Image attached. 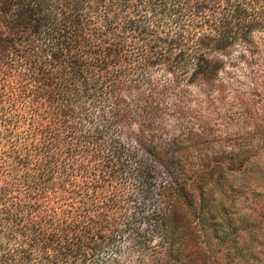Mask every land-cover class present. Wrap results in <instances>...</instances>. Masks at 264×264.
Here are the masks:
<instances>
[{
    "label": "trees",
    "instance_id": "trees-1",
    "mask_svg": "<svg viewBox=\"0 0 264 264\" xmlns=\"http://www.w3.org/2000/svg\"><path fill=\"white\" fill-rule=\"evenodd\" d=\"M238 75L264 82V0H0V264L180 262L207 225L184 202L193 178L171 156L152 201L150 143L135 175L154 211L120 230L136 201L109 182L137 151L113 134L147 141L180 81L210 96Z\"/></svg>",
    "mask_w": 264,
    "mask_h": 264
},
{
    "label": "rangeland",
    "instance_id": "rangeland-1",
    "mask_svg": "<svg viewBox=\"0 0 264 264\" xmlns=\"http://www.w3.org/2000/svg\"><path fill=\"white\" fill-rule=\"evenodd\" d=\"M155 78L164 79L159 73ZM263 83L262 79L238 75L219 95L206 96L201 85L180 81L181 88L187 91L177 101L174 95L165 99L167 111L154 120L149 140L141 141V129L136 124L128 127L126 134L114 132L113 136H120L127 149L137 151L136 158L127 162V173L109 182L111 189H117L124 199L132 196L136 201L126 202L120 230L139 228L141 218L154 211L153 205H143L144 195L135 175L137 159H153L150 143L164 150L160 173L153 183L152 201L160 186L173 182L169 169L163 165L171 156L180 160L193 178L187 185L190 202H184L186 208L200 211L205 217V226L202 220H195L205 232L200 237L196 235L180 262H166L168 258L161 257L156 264H190L187 257L191 264H264ZM15 128L20 133L29 130L23 123ZM214 224H218L216 232ZM153 259L146 257L145 264H154ZM139 261L142 260L133 254L115 264Z\"/></svg>",
    "mask_w": 264,
    "mask_h": 264
}]
</instances>
